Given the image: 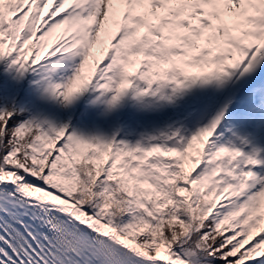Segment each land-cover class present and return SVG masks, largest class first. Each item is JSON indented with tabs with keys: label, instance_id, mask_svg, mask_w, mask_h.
<instances>
[{
	"label": "snow or ice",
	"instance_id": "6c2138e0",
	"mask_svg": "<svg viewBox=\"0 0 264 264\" xmlns=\"http://www.w3.org/2000/svg\"><path fill=\"white\" fill-rule=\"evenodd\" d=\"M0 264H264V0H0Z\"/></svg>",
	"mask_w": 264,
	"mask_h": 264
}]
</instances>
